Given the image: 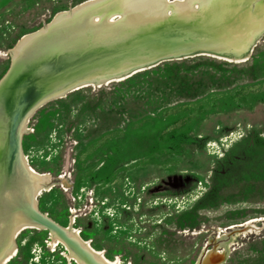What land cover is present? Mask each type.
I'll return each instance as SVG.
<instances>
[{
	"label": "rangeland",
	"instance_id": "1",
	"mask_svg": "<svg viewBox=\"0 0 264 264\" xmlns=\"http://www.w3.org/2000/svg\"><path fill=\"white\" fill-rule=\"evenodd\" d=\"M85 1L0 0V80L12 65L9 50L42 28L16 59L143 29L232 53L257 41L244 61L210 52L162 58L122 79L77 84L40 106L20 138L32 169L52 177L38 211L61 226L77 212L83 239L123 264H198L204 249L221 251V264H264V0L232 14L231 0L200 12L196 0H129L122 20L107 23L109 7L100 23L57 36L55 15ZM33 178L21 194L5 190L0 255L11 231L32 221L24 208L32 210ZM49 230H23L7 264H75L62 245L50 246Z\"/></svg>",
	"mask_w": 264,
	"mask_h": 264
},
{
	"label": "bare ground",
	"instance_id": "2",
	"mask_svg": "<svg viewBox=\"0 0 264 264\" xmlns=\"http://www.w3.org/2000/svg\"><path fill=\"white\" fill-rule=\"evenodd\" d=\"M129 0H87L77 4L69 11L58 12L53 20L59 23L62 36L69 27L80 22L91 20L101 22L106 16L104 9L112 8V12L105 18L107 23L122 20L121 7ZM170 2L172 0H165ZM184 0L182 4H187ZM248 0H231L227 4V11L231 14L241 11ZM108 2L102 8L91 10V7ZM212 0H196L192 8L196 11L205 9ZM229 2V1H228ZM132 29V28H131ZM26 34L9 50L12 57V72L8 80L0 88V215L4 212L5 188L9 184L23 192L24 180L20 175L26 171L35 178V187L31 190L28 199L31 200L32 211L36 212L37 198L43 191L51 188L52 177L48 173H39L32 169L26 157L21 152L20 138L26 134L27 122L34 112L43 104L53 99L61 98L70 91V88L80 83H101L110 80L122 79L135 70L167 57H186L196 52H210L232 61H244L254 48L257 39L251 40L243 53H232L221 50L213 43H202L182 34H164V31H131L126 36L116 34L103 37L102 35L90 38H78L72 42H65L61 47H54L49 52L27 59H16L28 38L43 32ZM21 194V193H20ZM27 197V196H26ZM21 207L25 202L21 201ZM49 221L63 228L64 237L50 229V246L62 245L65 249V258L75 264H86L69 246L71 239L83 250L90 252L93 258L101 264H123L118 258L109 260L103 250L95 249L89 240L83 239L79 230L74 228L77 212L72 211L68 222L70 225L61 226L43 214ZM1 222V221H0ZM27 228L45 230L38 222H27L17 225L9 236V245L0 255V264L9 263L17 254L16 239ZM230 230L236 232L235 227ZM225 256L221 251H202L198 264H221ZM129 264V263H128Z\"/></svg>",
	"mask_w": 264,
	"mask_h": 264
},
{
	"label": "water",
	"instance_id": "3",
	"mask_svg": "<svg viewBox=\"0 0 264 264\" xmlns=\"http://www.w3.org/2000/svg\"><path fill=\"white\" fill-rule=\"evenodd\" d=\"M106 3H108V2H103V3L98 4L97 6L91 7V10H96V8H98V7L102 8V7H104V5H106ZM11 72H12V66L7 71V73L4 75V77L0 80V88L8 80V78L11 75ZM20 175L22 176V179L24 180V184L22 185L23 191L27 190L29 185H30L31 178H33V177L30 176L26 171L21 172ZM4 188H5V190L10 189V188H12V185L9 186V184H7V185L4 186ZM17 190H18V188H17ZM24 209L27 211V213L30 216V219L32 221L38 222L43 227L48 228V229H52V230L56 231L60 236L64 237L63 228H59L57 225H55L54 223L49 221L38 210H36V212H33L32 210H29V208H27V207H25ZM0 218L3 219V220L5 219V221H6V218H8V217H7V214L5 212H3L2 215H0ZM69 225H70V221L68 222V226ZM6 227L7 226L4 225V229H6ZM67 242H68L69 246L73 249V251L78 256H80L85 261L86 264H101V263L97 262L93 258L92 254L90 252H87V251L83 250V248L81 249L78 246V244L76 242H74L73 240L69 239Z\"/></svg>",
	"mask_w": 264,
	"mask_h": 264
}]
</instances>
